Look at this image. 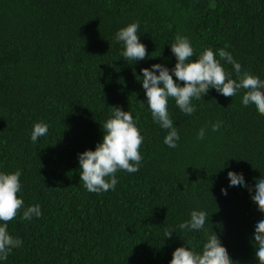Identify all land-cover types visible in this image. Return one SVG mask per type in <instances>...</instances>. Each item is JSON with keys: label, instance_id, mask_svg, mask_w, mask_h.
I'll use <instances>...</instances> for the list:
<instances>
[{"label": "trees", "instance_id": "1", "mask_svg": "<svg viewBox=\"0 0 264 264\" xmlns=\"http://www.w3.org/2000/svg\"><path fill=\"white\" fill-rule=\"evenodd\" d=\"M132 22L148 54L136 64L123 60L115 40ZM178 33L191 40L192 60L206 48L225 49L264 82V0H0V170L22 171L25 206L39 204L43 213L29 221L22 209L8 222L23 243L5 264H169L185 242L203 247V233L177 227L197 207L234 264H258L253 234L264 213L246 189L229 187L227 173L252 187L264 177V116L215 90L193 101V116L170 100L181 137L171 149L166 131L140 107V70L174 67L169 46ZM110 107L138 121L144 159L138 172L117 173L115 191L91 193L80 181L78 154L102 140ZM41 121L49 132L34 144L31 131ZM201 127L206 136L197 141ZM169 228L176 233L166 239Z\"/></svg>", "mask_w": 264, "mask_h": 264}, {"label": "clouds", "instance_id": "2", "mask_svg": "<svg viewBox=\"0 0 264 264\" xmlns=\"http://www.w3.org/2000/svg\"><path fill=\"white\" fill-rule=\"evenodd\" d=\"M115 40L122 45L121 56L124 61H134L136 64L148 58L147 47L140 40L139 22L120 28L115 34ZM169 47L176 60L174 67L169 69L165 64H152L149 68H142V75L137 76L146 97V101L140 102V107H146L153 121L166 131L163 143L169 148H178L181 139L168 110L170 100L175 102L184 115L193 116L197 112L193 101H200L210 90H215L225 97H239L245 108H252L264 116V82L243 71L242 65L229 51L219 49L214 52L213 49L206 48L197 59L192 60L195 55L192 42L179 33ZM217 55L219 59L216 58ZM225 65H231L233 71H228ZM233 72L236 78H233ZM110 108L111 115L102 125V140L96 144L95 150H85L78 154L80 181L85 190L91 193L115 191L119 182L117 173L138 172L144 159L140 148L145 137L138 121L130 111H123L119 107ZM221 124V121L211 123V131H219ZM48 132L47 122L35 123L30 135L32 143H37ZM206 132L207 128L201 127L196 140L203 141ZM21 176L22 171L19 169L14 172L0 170V264H5L12 251L23 243L22 239L9 232L8 222L15 219L22 209L24 220L30 221L43 215L39 204L25 206ZM227 179L234 192L246 189L258 211L264 213V177L257 180L254 187L233 171L227 173ZM221 194L226 197L228 189L221 188ZM207 222V212L197 207L190 212L189 219L177 226L184 234L203 233L205 242L202 249L197 251L198 244L184 241V246L176 248L172 253L169 264H234L222 246L221 239L214 232L209 233ZM173 233H176L175 228L167 229L166 239L171 238ZM253 240L258 264H264V219L256 223Z\"/></svg>", "mask_w": 264, "mask_h": 264}]
</instances>
